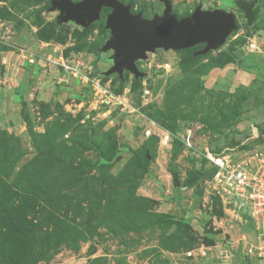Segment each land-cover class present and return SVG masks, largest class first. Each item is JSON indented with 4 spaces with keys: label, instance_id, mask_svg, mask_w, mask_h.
<instances>
[{
    "label": "rangeland",
    "instance_id": "rangeland-1",
    "mask_svg": "<svg viewBox=\"0 0 264 264\" xmlns=\"http://www.w3.org/2000/svg\"><path fill=\"white\" fill-rule=\"evenodd\" d=\"M119 1L146 20L166 10L161 0ZM171 2L181 19L200 7L235 13L238 30L218 52L160 50L137 63L144 77L125 72L122 83L117 74L107 77L116 93L130 91L140 110L123 115L92 105L75 75L103 78L113 67V51L102 52L111 39L103 11L89 34L61 24L43 41L58 13L42 0H0V264H173L199 249L206 264L217 246L234 260L245 258L246 246L264 258L263 232L244 205L213 196L205 167L208 153L234 163L264 154V78L240 88L209 86L203 78L212 57L227 51L245 58L238 67L264 73V0L251 28L235 0ZM200 60L205 70L195 76L202 83L180 92L167 114L164 94L182 75L177 62ZM39 61L44 65L34 75ZM145 119L172 135L168 143H161V130L141 144ZM189 130L190 151L180 143Z\"/></svg>",
    "mask_w": 264,
    "mask_h": 264
},
{
    "label": "water",
    "instance_id": "water-1",
    "mask_svg": "<svg viewBox=\"0 0 264 264\" xmlns=\"http://www.w3.org/2000/svg\"><path fill=\"white\" fill-rule=\"evenodd\" d=\"M50 12L58 13L59 24L74 23L84 29L98 22L103 9H111L107 17L106 29L111 39L102 52L113 51V67L105 77L117 74L121 78L130 73L136 79L145 76L137 67L138 62H146L148 54L157 51L181 52L205 46L197 56L220 51L230 36L238 30L235 13L223 10L204 11L198 8L191 16L180 19L173 12L171 0H161L166 6L162 17L146 20L142 14H133L130 5L119 0H47ZM258 0L246 2L237 0L236 7L244 15L249 27L256 22L255 8Z\"/></svg>",
    "mask_w": 264,
    "mask_h": 264
},
{
    "label": "built area",
    "instance_id": "built-area-1",
    "mask_svg": "<svg viewBox=\"0 0 264 264\" xmlns=\"http://www.w3.org/2000/svg\"><path fill=\"white\" fill-rule=\"evenodd\" d=\"M250 49L255 51L257 45L251 43ZM38 58V57H37ZM30 64H36L37 59L32 56ZM66 70H69L64 63L58 62ZM76 77L81 76L83 87L90 98V103L98 108L116 110L123 115H138L140 110L136 108L130 96V91L123 94L115 93L110 87V83L104 82L101 77L90 78L82 76L80 72H75ZM151 91L144 92V103H149ZM151 131L146 135L151 136ZM172 137L165 131L161 143L166 144ZM193 132L189 130L180 139L185 149L193 150ZM206 169L211 172L207 184L213 196H219L227 201L244 205L248 210L259 229L264 234V154H256L254 157L241 163H234L229 157H223L208 153L205 157ZM189 258L196 256L205 257L206 250H197L187 254Z\"/></svg>",
    "mask_w": 264,
    "mask_h": 264
},
{
    "label": "crops",
    "instance_id": "crops-1",
    "mask_svg": "<svg viewBox=\"0 0 264 264\" xmlns=\"http://www.w3.org/2000/svg\"><path fill=\"white\" fill-rule=\"evenodd\" d=\"M157 53L158 52H156L153 55H157ZM212 58H213V63L211 64L209 69L204 73V76H203V78L207 80V85L209 86H214L217 88H226V87L231 88L232 86L234 87L236 86L239 88L244 87V86L248 87L250 85H253L257 81H260L262 78H264V73H262V71L255 72L253 70H245V67L243 66L238 67V64H240L239 62L242 61L245 63V58L243 57L238 56L237 64L226 65L224 68L218 67L217 58H214V57ZM205 60H200V61L189 63V64H180V62H177L180 65V66H177V68L179 69L182 75L176 82H174L172 85H170L167 88L166 93L164 94V104L162 105L163 110L167 112H170L172 110L174 106V101L172 99V95H173L172 91L176 87L180 86L183 88L191 83H196L200 81L199 80L200 78H198L199 76H195V70L198 68L200 69L199 71H202ZM147 61L149 62V58ZM43 65H44V62L39 61L36 66L31 67L33 68L32 70L34 72V75H36V72H39L38 70L41 69ZM164 66L166 68L167 67L169 68L171 65L167 64ZM152 67H153V64H149V68H152ZM190 73L192 74L190 75ZM211 79H214V80L211 81ZM133 117H135L134 118L135 121L137 120V118H139V116H133ZM133 117L131 118L133 119ZM148 119H145V121L149 122V124L147 123L146 128L142 132L143 133L142 141H141L142 145H143V142H145L148 139L147 137H151V136L146 135L147 131H151L152 133L151 135L160 136L162 133L161 130H163V128H160L156 122L152 121L151 119L150 121ZM140 145L138 147H140ZM159 171L161 172V180L166 185V190L168 191V194H171V195L174 194L171 190L172 180L170 178V175L168 176L166 172H163L164 171L163 168H161ZM145 195L155 200L159 199L157 195H155L154 193L153 194L145 193ZM221 249H222L221 247L217 246L214 249V255H216V257L214 256L210 258L208 261H206V264H213V263L214 264H264V258H257L256 257L257 254L252 253V251H248L249 246L245 247V258H242L239 260L237 259L234 260L235 257L232 256L231 254L230 255L221 254L220 253ZM217 254L219 256H217ZM179 256H180L179 258L181 259L174 261L173 264H201L204 262V259L201 260L202 257L200 256H196L195 258H189L187 254H181ZM226 258H229V259L227 260Z\"/></svg>",
    "mask_w": 264,
    "mask_h": 264
},
{
    "label": "trees",
    "instance_id": "trees-1",
    "mask_svg": "<svg viewBox=\"0 0 264 264\" xmlns=\"http://www.w3.org/2000/svg\"><path fill=\"white\" fill-rule=\"evenodd\" d=\"M42 1H44V2H46L47 4H48V7L50 6L51 7V5H50V3H49V1H47V0H42ZM236 2H237V0H235ZM244 1H246V2H253V1H249V0H244ZM126 5V4H125ZM131 6V5H130ZM257 7V6H256ZM131 8H132V13L133 14H135V12H134V7L133 6H131ZM256 9L257 8H255V11H256ZM111 11V9H107V8H105V9H103V12L105 13V16L107 15V17H108V12H110ZM254 11V12H255ZM256 13V12H255ZM189 16H191V15H188V17ZM180 19H181V17H179ZM107 24V23H106ZM61 26V24H59L58 23V19H57V23H54V27H53V29H52V31L50 32V34H46V35H44V33H42L41 35H40V37H41V39L43 40V41H49V40H51L52 39V37H53V35L56 33V30L59 28ZM93 27H94V24H92L89 28H87V29H84L83 30V33L84 34H89L91 31H92V29H93ZM249 27V26H248ZM251 28V27H250ZM251 31V30H250ZM198 47H200V46H198ZM198 47H196V48H198ZM205 47V46H204ZM193 49H195V48H193ZM193 49H190V50H193ZM190 50H186V51H181V52H178V53H184V52H188V51H190ZM211 53V52H210ZM209 54V53H208ZM196 58V57H195ZM217 61H218V67H220V68H224L226 65H231V64H237V62H238V56L234 53V52H232V51H227V52H225L224 54H223V56L222 57H218L217 58ZM209 68V67H208ZM205 69H202V71H204ZM202 71H198L197 73L199 74L200 72H202ZM127 75H130V74H127ZM103 79H104V82L106 81V80H108V78L107 77H103ZM123 78H121L120 76H118V81L120 82V83H122L123 82V80H122ZM193 80V79H192ZM202 82H200V81H198V82H196V83H191V84H189V85H187V86H185V87H176L173 91H172V93H173V95H172V99H173V101H174V106H173V108H172V110L170 111V112H168L167 114H170L173 110H174V108H175V104H176V99H177V95L180 93V92H184L186 89L187 90H193V89H195L196 88V86L198 85H200ZM115 92V91H114ZM186 92V91H185ZM116 93V92H115ZM117 94H118V92H117ZM177 109H178V107H176V109H175V111H174V114H176L177 113ZM165 111V110H164ZM165 112H167V111H165ZM171 115H173V114H171ZM165 128H167V127H165ZM168 129V128H167ZM181 144H182V146H183V149L185 150V146H184V144L182 143V142H180ZM205 167H206V161H205ZM212 174H211V172L210 171H208L207 170V176L208 177H210Z\"/></svg>",
    "mask_w": 264,
    "mask_h": 264
}]
</instances>
